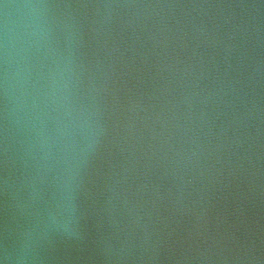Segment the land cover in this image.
Returning <instances> with one entry per match:
<instances>
[{
    "label": "water",
    "instance_id": "water-1",
    "mask_svg": "<svg viewBox=\"0 0 264 264\" xmlns=\"http://www.w3.org/2000/svg\"><path fill=\"white\" fill-rule=\"evenodd\" d=\"M0 264H264V0H0Z\"/></svg>",
    "mask_w": 264,
    "mask_h": 264
}]
</instances>
